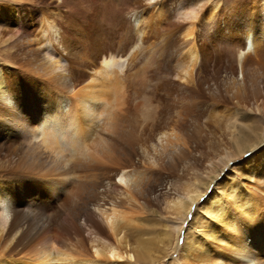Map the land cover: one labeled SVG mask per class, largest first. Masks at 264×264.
Returning a JSON list of instances; mask_svg holds the SVG:
<instances>
[{
  "label": "bare ground",
  "instance_id": "bare-ground-1",
  "mask_svg": "<svg viewBox=\"0 0 264 264\" xmlns=\"http://www.w3.org/2000/svg\"><path fill=\"white\" fill-rule=\"evenodd\" d=\"M263 116L264 0H0V264H264Z\"/></svg>",
  "mask_w": 264,
  "mask_h": 264
},
{
  "label": "rangeland",
  "instance_id": "rangeland-1",
  "mask_svg": "<svg viewBox=\"0 0 264 264\" xmlns=\"http://www.w3.org/2000/svg\"><path fill=\"white\" fill-rule=\"evenodd\" d=\"M122 1V3H125V0H121ZM235 0H226V2L228 3V4H233V2H234ZM68 5V7H70V9L74 12L75 11V8L76 7H74V5H69V4H67ZM116 6H117V2H115V1H108V2H105V7L107 8V10L108 11H110V12H113V11H115V8H116ZM124 6H127V4H124ZM231 52V51H230ZM229 52V53H230ZM235 58V56H233V59ZM234 60H236V58L234 59ZM223 110H225V111H223ZM227 110V111H226ZM221 111H222V114L223 115H226L225 117L226 118H228V119H226V118H224L225 119V122L224 123H229V124H232V122H233V120H235L234 118V116H232V114H231V112H229V110L228 109H221ZM228 112V113H227ZM228 116V117H227ZM255 115L253 114V116L252 117H254ZM258 116V118H259V116L260 115H256L255 117H257ZM229 117H230V119H229ZM264 117V116H263ZM231 118H233V120H231ZM256 120H259V119H256ZM223 124H220V126H218L216 129H215V137H214V139H213V144H212V146H213V148H217V149H219V148H221V147H219V146H221L222 145V143L225 141V138H226V132H225V129L223 128L224 127V125L222 126ZM222 128V129H221ZM224 129V130H223ZM223 131L225 132L224 134H223ZM221 132V133H220ZM217 133H219V134H217ZM218 135H219V137L220 136H222V137H218ZM215 138H216V140H215ZM219 139V143H218V140ZM215 141H216V143H215ZM222 141V142H221ZM218 146V147H217ZM216 150V149H215ZM245 158H246V153H244L242 156H240V157H238L237 159H235V160H233L232 162H231V164H230V166L228 167V169H233V171L232 170H230L231 171V175H229V177H231V178H233V179H235L236 180V177H237V174H238V172H237V170L235 171V168L234 167H236V166H238L239 164H241L243 161H245ZM225 174V171L224 172H222L221 174H220V177H219V180L220 179H223V175ZM227 180V179H226ZM229 180V179H228ZM216 183V182H215ZM215 183H213L210 187H209V189H208V192H209V194L211 193V191H212V189L215 187L214 186V184ZM215 189V188H214ZM197 210H198V208H197ZM165 216H166V214L164 213V211L163 210H161V209H159V208H154L153 210H151V211H148L146 214H145V216L143 217V219L140 221L141 222V225H142V227H141V225H140V231H142L143 233H144V235H143V237H145L146 238V240H148L149 242H150V244L152 245V246H156V242L159 240L158 239V236L163 232V230H164V225H165ZM146 219V220H145ZM190 220V219H189ZM184 233V232H183ZM183 235L184 234H182V236H180V239H179V242H180V245H182V238H183ZM153 242V243H152ZM155 244V245H154ZM168 258H166L165 260H167ZM139 264H146V262H142V261H140V263ZM166 264H167V261H166Z\"/></svg>",
  "mask_w": 264,
  "mask_h": 264
}]
</instances>
